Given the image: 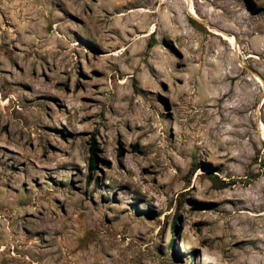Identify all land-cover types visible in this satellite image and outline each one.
<instances>
[{"label":"rangeland","instance_id":"374dc122","mask_svg":"<svg viewBox=\"0 0 264 264\" xmlns=\"http://www.w3.org/2000/svg\"><path fill=\"white\" fill-rule=\"evenodd\" d=\"M0 227V264H264V0H0Z\"/></svg>","mask_w":264,"mask_h":264},{"label":"bare ground","instance_id":"6f19581e","mask_svg":"<svg viewBox=\"0 0 264 264\" xmlns=\"http://www.w3.org/2000/svg\"><path fill=\"white\" fill-rule=\"evenodd\" d=\"M141 10V9H140ZM142 10L143 11H146V9H144V8H142ZM124 14V13H123ZM190 14L194 17V18H198L199 17V14L197 13V11H196V7H195V5L193 4L191 7H190ZM154 31V30H153ZM152 31V32H153ZM218 33V32H217ZM225 38H227V36H225ZM8 197L7 196H4V197H2V200L4 201L5 199H7ZM9 202H11V201H9ZM13 202V201H12ZM0 229H2L1 227H0ZM3 231H4V229H3ZM2 232V231H1ZM3 233V232H2ZM18 234H19V232H17ZM15 234L16 233H14V230H7V231H4V233L3 234H1L0 235V237H2V238H9V241H11L13 238L15 239L16 238V236H15ZM21 234V233H20ZM19 238H21L22 240H24L25 238H23V236H21V235H19L18 236ZM20 239V240H21ZM53 239V238H52ZM1 242V241H0ZM25 242H26V240H25ZM3 243V242H2ZM10 243V242H9ZM17 243H19V242H17ZM1 244V243H0ZM24 244V243H23ZM8 245H6V244H3V246L2 247H0V257H2V252H7V250H8V247H7ZM16 247V246H15ZM23 247H25V246H23ZM23 247H20V251L21 252H28L31 256H35V255H37V254H40V250H39V247H38V244L36 243V242H34V244L32 243L31 244V246H29L28 248H26V249H23ZM12 249H14V246H12ZM60 249V248H59ZM2 253V254H1ZM41 255V254H40ZM87 255V253L85 252V251H80V254H77L76 256L79 258V260H81V259H83L85 256ZM30 257V256H29ZM52 257V256H51ZM55 257V256H54ZM53 257V258H54ZM9 260H13V261H15V262H17V264L18 263H21V264H29V258H27V259H23V258H21L20 257V255L19 256H17L16 254H15V252L13 251L12 252V255L11 256H9ZM50 259V258H49ZM45 260V259H44ZM47 260V259H46ZM54 261V260H53ZM77 261V260H76ZM45 263V262H44ZM46 263H48V261L46 262ZM50 263V262H49ZM33 264H37L36 262H34ZM51 264V263H50ZM53 264V263H52Z\"/></svg>","mask_w":264,"mask_h":264}]
</instances>
